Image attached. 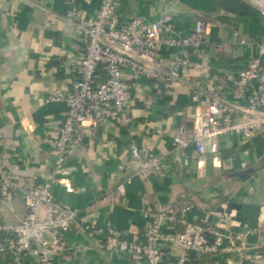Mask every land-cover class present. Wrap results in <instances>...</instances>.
<instances>
[{"label":"crops","instance_id":"obj_1","mask_svg":"<svg viewBox=\"0 0 264 264\" xmlns=\"http://www.w3.org/2000/svg\"><path fill=\"white\" fill-rule=\"evenodd\" d=\"M102 2L77 0L86 16H94ZM67 11L64 0H1L0 5L1 161L23 177L65 178L70 188L53 184L52 194L94 227L93 233L68 234L67 240L79 251L77 258L69 263L57 259L55 264H132L127 257L107 252L105 237L119 234L143 242L153 222L145 214L147 206L158 212L180 199L193 203L188 222L240 235L249 252L256 254L259 230L264 227V136L245 145L237 136L225 137L216 158L198 159L193 145L175 150L174 138L182 126L189 130L187 140L192 135L191 91L181 82L168 91L162 81L140 78L133 90L132 124L109 123L96 132L89 130L85 145L67 155L64 169L69 174H57V130L68 105L51 98L72 88L86 46L85 37L63 19ZM121 12L124 18L143 15L150 22L168 15L174 34L182 38L190 36L196 20L203 17L209 28V62L205 71L191 70L187 76L208 86L237 76L264 41V19L253 8L247 16L236 17L209 0H123ZM243 40L253 45H244ZM170 60L166 55L165 64ZM228 99L232 100L230 94ZM133 143L162 158L163 176L137 174L130 152ZM121 185L124 195L118 193ZM0 211L6 224H18L27 216L18 195L2 202ZM180 229L166 221L162 231L175 235ZM183 254L182 248L173 247L164 264H173ZM200 257L190 255L189 260L242 264L234 252ZM33 261L30 258L28 264Z\"/></svg>","mask_w":264,"mask_h":264},{"label":"built area","instance_id":"obj_2","mask_svg":"<svg viewBox=\"0 0 264 264\" xmlns=\"http://www.w3.org/2000/svg\"><path fill=\"white\" fill-rule=\"evenodd\" d=\"M244 1L264 19V0ZM64 2L68 11L63 19L85 37L86 46L72 88L51 98L68 105L57 130V174H69L64 169L67 155L71 149L85 145L89 130L96 132L109 123L132 124L133 90L143 77L162 81L168 91L179 82L191 91L194 108L189 115L191 139H186L189 130L182 126L174 138L175 150L193 145L198 159L216 158L225 137L237 136L245 145L264 136V41L259 44L258 55L251 57L237 76L229 82L220 78L218 85L208 86L193 82L187 76L191 70L205 71L209 62V28L203 17L196 20L190 36L182 38L174 34L172 18L168 15L153 22L143 15L124 18L123 0H103L94 16H86L77 0ZM242 44L253 45L246 40ZM166 55L171 59L169 65L165 64ZM228 94L232 100L228 99ZM3 138L4 131L0 127V147ZM130 152L132 167L138 175L145 178L164 175L162 158L136 143L132 144ZM68 182L65 178L43 181L36 175H18L2 163L0 153V204L18 195L27 208V216L18 224H6L0 218V262L28 264L33 258V264H55L57 259L69 263L77 258L79 251L67 240L68 234L93 233L94 227L91 223L85 224L79 212L66 207L52 194L53 184L70 188ZM118 193H126L125 185L118 188ZM192 208L193 203L188 199L177 200L169 209L158 212L147 206L145 214L153 222L147 226L143 242L108 234L104 248L127 257L132 264H164L170 260L176 246L182 248L184 254L176 257L173 264H186L190 255L216 256L225 251L236 253L240 262L264 264L261 252L264 227L259 230L260 246L252 255L242 236L188 222L186 216ZM166 221L181 227L179 232L164 234Z\"/></svg>","mask_w":264,"mask_h":264},{"label":"trees","instance_id":"obj_3","mask_svg":"<svg viewBox=\"0 0 264 264\" xmlns=\"http://www.w3.org/2000/svg\"><path fill=\"white\" fill-rule=\"evenodd\" d=\"M210 2L215 3L219 6L224 13L236 16V17H245L248 15L251 7L244 0H209ZM226 157V155H224ZM3 236H1V239ZM264 254V250L261 251ZM210 256L209 254L201 255V257ZM200 257V258H201ZM199 261L192 262L188 259L186 264H198ZM242 264H249V261H243Z\"/></svg>","mask_w":264,"mask_h":264},{"label":"rangeland","instance_id":"obj_4","mask_svg":"<svg viewBox=\"0 0 264 264\" xmlns=\"http://www.w3.org/2000/svg\"><path fill=\"white\" fill-rule=\"evenodd\" d=\"M4 206H3V204H2V208H3Z\"/></svg>","mask_w":264,"mask_h":264}]
</instances>
